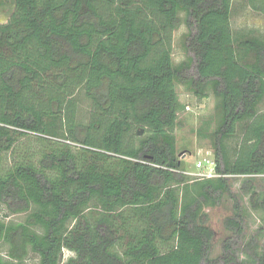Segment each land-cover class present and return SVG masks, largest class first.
Listing matches in <instances>:
<instances>
[{"label": "trees", "instance_id": "1", "mask_svg": "<svg viewBox=\"0 0 264 264\" xmlns=\"http://www.w3.org/2000/svg\"><path fill=\"white\" fill-rule=\"evenodd\" d=\"M13 1L0 23V264H264L254 237L240 260L239 206L211 258L206 208L233 195L231 177L264 211V35L235 30L234 0ZM246 2L264 16V0ZM183 22L194 58L180 70ZM193 59L189 88L215 99L214 178L184 173L177 148Z\"/></svg>", "mask_w": 264, "mask_h": 264}, {"label": "rangeland", "instance_id": "2", "mask_svg": "<svg viewBox=\"0 0 264 264\" xmlns=\"http://www.w3.org/2000/svg\"><path fill=\"white\" fill-rule=\"evenodd\" d=\"M233 27L235 30H254L255 34L264 35V16L255 12L247 5L246 0H234L233 2ZM15 8L13 0H0V23L9 20ZM183 20L186 17L181 14ZM194 31V30H193ZM191 29L183 22L182 25L174 32L173 57L175 64L182 69V62L189 58H194L192 52L188 51L189 33ZM193 65L189 70H182L183 80L177 82V91L181 102L184 106L179 113V124L176 129L177 148L179 156L183 161L184 173L191 176L192 179L198 178L196 163L198 159L207 157L215 160L214 138L212 132L216 127L215 99L213 96L207 98H198L189 88L188 79L194 75ZM80 98V118L87 120L90 111V100L83 93L79 94ZM239 137L230 141L232 146L239 143ZM233 195L224 196L222 202L215 207H207L206 212L209 214V224L216 231V237L213 242L211 258L215 259L223 254V241L232 236V233L225 227V219L234 214L237 206L242 208L241 213L244 218L245 236L238 242V255L240 260H246L244 244L249 242L252 237L255 238L262 251L264 248V211L255 210L249 197L243 196L240 188L242 178L231 177ZM264 184V179H262ZM5 206L0 203V215L4 212ZM11 218L21 221L23 214L11 215ZM235 238V237H234ZM65 260L72 255L65 250ZM220 264H224L222 261Z\"/></svg>", "mask_w": 264, "mask_h": 264}, {"label": "built area", "instance_id": "3", "mask_svg": "<svg viewBox=\"0 0 264 264\" xmlns=\"http://www.w3.org/2000/svg\"><path fill=\"white\" fill-rule=\"evenodd\" d=\"M196 168L198 170L197 175L199 179L214 178L221 175L216 170L215 160L208 159L207 157L202 156V158L198 159Z\"/></svg>", "mask_w": 264, "mask_h": 264}, {"label": "water", "instance_id": "4", "mask_svg": "<svg viewBox=\"0 0 264 264\" xmlns=\"http://www.w3.org/2000/svg\"><path fill=\"white\" fill-rule=\"evenodd\" d=\"M138 134L142 135L143 134V130H139Z\"/></svg>", "mask_w": 264, "mask_h": 264}]
</instances>
